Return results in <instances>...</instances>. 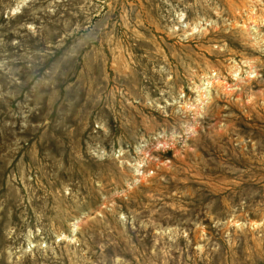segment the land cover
<instances>
[{"label":"rangeland","instance_id":"374dc122","mask_svg":"<svg viewBox=\"0 0 264 264\" xmlns=\"http://www.w3.org/2000/svg\"><path fill=\"white\" fill-rule=\"evenodd\" d=\"M0 264H264V0H0Z\"/></svg>","mask_w":264,"mask_h":264}]
</instances>
